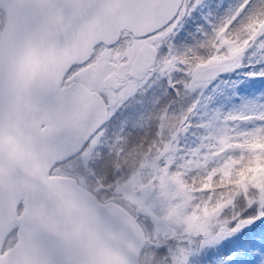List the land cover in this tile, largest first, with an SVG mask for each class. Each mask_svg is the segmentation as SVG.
Here are the masks:
<instances>
[{
    "label": "snow or ice",
    "instance_id": "obj_1",
    "mask_svg": "<svg viewBox=\"0 0 264 264\" xmlns=\"http://www.w3.org/2000/svg\"><path fill=\"white\" fill-rule=\"evenodd\" d=\"M0 264H264V0H0Z\"/></svg>",
    "mask_w": 264,
    "mask_h": 264
}]
</instances>
